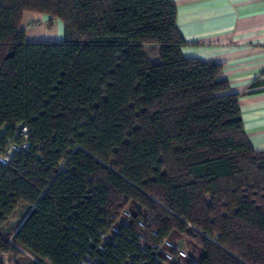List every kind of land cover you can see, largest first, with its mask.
<instances>
[{
    "label": "trees",
    "instance_id": "16d2710c",
    "mask_svg": "<svg viewBox=\"0 0 264 264\" xmlns=\"http://www.w3.org/2000/svg\"><path fill=\"white\" fill-rule=\"evenodd\" d=\"M177 11L0 0V154L31 144L0 161V264H163L166 239L187 264H264V150L224 64L183 54ZM26 12L64 39L28 40Z\"/></svg>",
    "mask_w": 264,
    "mask_h": 264
},
{
    "label": "crops",
    "instance_id": "0c3cea01",
    "mask_svg": "<svg viewBox=\"0 0 264 264\" xmlns=\"http://www.w3.org/2000/svg\"><path fill=\"white\" fill-rule=\"evenodd\" d=\"M174 1L183 54L224 64L231 91L240 94L246 134L264 150V0ZM22 28L30 41L64 39L63 22L49 15L26 12Z\"/></svg>",
    "mask_w": 264,
    "mask_h": 264
},
{
    "label": "built area",
    "instance_id": "2783aa9c",
    "mask_svg": "<svg viewBox=\"0 0 264 264\" xmlns=\"http://www.w3.org/2000/svg\"><path fill=\"white\" fill-rule=\"evenodd\" d=\"M20 131L23 135L27 136L28 135V128L24 125H20ZM30 142L26 139V141H24L23 144H21L20 146H16L12 149L15 150H19V151H27L30 148ZM9 149L6 154L1 155L0 154V161L3 163H7L13 155V150ZM124 214L126 216H130V213L128 211H124ZM140 225H144L143 220L139 221ZM113 231L117 232L118 229L116 227L113 228ZM154 234H156V232H154ZM166 246L167 249H163V257L160 256H155V259L157 262L163 261V264H173L172 262L175 261L177 264H187L185 262L186 259L189 258V255L187 253V251L183 248H179L176 245H174V243L168 239L164 240L163 242V246ZM176 249V253L172 252L171 249ZM100 249L104 250L105 247L103 245H100ZM158 250H161V248L158 247ZM162 251V250H161ZM88 264H92V262L90 260L87 261ZM141 264H145L144 262Z\"/></svg>",
    "mask_w": 264,
    "mask_h": 264
},
{
    "label": "rangeland",
    "instance_id": "374dc122",
    "mask_svg": "<svg viewBox=\"0 0 264 264\" xmlns=\"http://www.w3.org/2000/svg\"><path fill=\"white\" fill-rule=\"evenodd\" d=\"M63 35V34H62ZM155 54H152V56H154ZM179 240H181V241H179V242H176V244L178 245H181L182 246V244H181V242L182 241H184L185 240V238L184 237H180V239Z\"/></svg>",
    "mask_w": 264,
    "mask_h": 264
}]
</instances>
